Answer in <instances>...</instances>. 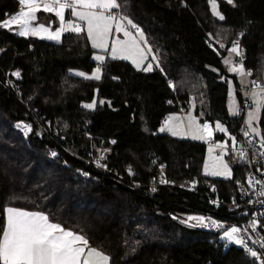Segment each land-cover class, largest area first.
I'll return each instance as SVG.
<instances>
[{
    "label": "trees",
    "instance_id": "obj_1",
    "mask_svg": "<svg viewBox=\"0 0 264 264\" xmlns=\"http://www.w3.org/2000/svg\"><path fill=\"white\" fill-rule=\"evenodd\" d=\"M216 2L222 20L212 15L209 0H117L112 12L143 32L157 64L145 71L107 58L98 81L71 73L97 65L84 30L63 34L57 44L0 28V232L4 210L13 207L43 213L84 237L109 264H251L220 234L187 229L172 218L225 216L207 196L226 203L246 178V166L230 156L232 180L205 178V146L161 131L169 114L193 102L202 122L223 123L237 138L240 108L239 116L228 115L227 82L233 81L241 107L246 80L244 89L228 72L225 59L234 44L242 53L239 65L264 81V0ZM19 7V0H0V22ZM256 91L263 105L261 139H255L264 145V91ZM94 95L95 109L84 108ZM16 122L30 123L32 133L22 135ZM160 173L176 184L197 179L196 193L157 186Z\"/></svg>",
    "mask_w": 264,
    "mask_h": 264
},
{
    "label": "snow or ice",
    "instance_id": "obj_2",
    "mask_svg": "<svg viewBox=\"0 0 264 264\" xmlns=\"http://www.w3.org/2000/svg\"><path fill=\"white\" fill-rule=\"evenodd\" d=\"M209 2L213 8V14L219 16L221 20L224 19V17L216 11V0H209ZM228 2L231 3L232 0H228ZM19 3L21 5V11L13 15L10 20H5L0 26L9 27L11 25H20L21 30L19 31V35H27L29 31H31V34L35 35L41 31H48L43 25H40L38 28L29 29L28 25L36 19L35 13L37 11L54 12L63 22L65 10L70 9L73 16L87 22L88 37L92 40L94 48L105 47L104 35L110 28L108 22L113 20L114 17H105L103 14L93 12H79L76 10L77 6L83 8L118 7L117 0H104V2L101 3H97L96 0H53L52 4H43L42 6L39 0H19ZM53 5H58V7H54ZM128 24L132 27H136L132 24L131 20H128ZM69 28L75 32L81 30L79 26L72 27L69 25ZM64 30L65 29L62 27L55 33H50L49 38L59 39L61 31ZM116 30L124 31L125 36L130 35L120 24H117ZM140 35L142 36V33ZM116 51V48L113 47L114 58ZM230 51L236 55H240L239 47L236 44H234ZM95 59L103 62L104 58L102 56H96ZM144 70H151V65ZM230 71L239 72L242 75L244 74L242 66L233 67ZM76 74L80 76L85 75L84 73ZM15 75L19 76V73H15ZM86 78L99 80L100 68H96L92 75ZM94 103L95 102L86 104L84 107L93 108ZM249 115L251 119L252 114L250 113ZM208 128L209 126L207 124L203 125L205 131H207ZM163 130L162 128L161 131ZM218 130L224 131L223 127L219 125ZM253 131H255V129H253ZM208 134L210 135L211 133L209 132ZM245 135H247V133H245ZM53 155L56 154L53 153ZM224 167L227 169V165ZM220 174L221 173H213V175ZM226 174L231 175V173L227 172ZM4 212L5 224L2 232H0V264H108L109 258L95 249L89 248L85 256L84 253L88 241L84 237L62 228L59 224L51 223L49 218L44 214L39 212H26L13 207H7ZM188 219L203 223L204 218L189 217ZM239 231V228L232 227L224 232V237L229 241H234L236 244H242L243 240L235 235ZM77 245L83 246L78 247ZM251 255L255 257L257 253L252 251Z\"/></svg>",
    "mask_w": 264,
    "mask_h": 264
},
{
    "label": "built area",
    "instance_id": "obj_3",
    "mask_svg": "<svg viewBox=\"0 0 264 264\" xmlns=\"http://www.w3.org/2000/svg\"><path fill=\"white\" fill-rule=\"evenodd\" d=\"M39 3L41 6L43 4H52L53 0H39ZM53 6L58 7V5ZM242 59L239 57V62ZM15 77L18 78L17 75ZM247 79L256 83L249 84L248 88L246 87L247 90L245 89V98L240 107V117L238 118L241 121H237V138L226 149L230 153V157L236 156L238 161H241L246 166L245 182L237 181L235 183L236 196L226 203L219 198L208 197L206 194L210 204L216 208L223 207L225 216L219 218L210 213L195 212L177 216L176 218H182L179 223L176 220L174 221L184 228L203 231L213 235L222 233L228 227H237L240 231L235 235L243 240V243L239 244V247L243 250L247 261L251 262V264H264V145L251 136L244 122L246 111L252 106L248 94L253 89L255 91H264V81L254 80L251 71L248 72ZM6 85L10 88L13 87L12 82L7 79ZM29 131L31 132V129ZM213 142L211 141L210 143ZM86 165L93 166L99 171L108 170L107 165L99 160H87ZM126 171L129 172V170ZM82 175L85 176L86 173L82 172ZM198 185L199 181L197 179H187L176 184L160 173L157 186L175 187L188 193H196ZM207 188L209 194H212V196L216 195L217 191L214 185H209ZM189 217H202L204 218L203 223L197 220H190L188 219ZM172 218L174 219V216ZM252 251L257 253L255 257L251 255Z\"/></svg>",
    "mask_w": 264,
    "mask_h": 264
},
{
    "label": "rangeland",
    "instance_id": "obj_4",
    "mask_svg": "<svg viewBox=\"0 0 264 264\" xmlns=\"http://www.w3.org/2000/svg\"><path fill=\"white\" fill-rule=\"evenodd\" d=\"M224 1L228 2V0H224ZM210 11H211L212 15L214 16V18L221 20L219 18V16L213 14L212 5H210ZM216 11L219 12V14L221 15L217 2H216ZM114 21H117L116 24H119V23L122 24V26L124 24L125 27L124 26L123 27L124 28L127 27L128 29H131V31H133L135 28V27H132L130 24H128V19L126 17H123L122 15H121V18L120 17H114ZM43 26L45 28H47L48 31L47 32L41 31L40 37L38 36V37H33V38H37V39L47 41V42H51V43L60 44L62 41L63 35H60L59 39H50L49 34L55 33L57 30L61 29L62 27L65 30L61 31V33L70 31L67 28L68 24L66 25L64 23L56 24L55 26H53V28H51V26H49L50 28H48L47 25H43ZM141 33H142V36L140 35ZM116 34H117V30H115L113 33L114 43L112 45V49H113V47L117 48V45L120 43V40H122L118 35L116 36ZM132 34H134V35L130 34L128 36H125L123 33L124 37H126L128 39L131 38L132 41L135 42V47H138L139 51L140 50L143 51L142 46L136 40V38H138L139 42L142 43V45L146 51V61L149 60L150 64L154 67L157 64V57H156L154 51L149 46V43H148L145 35L143 34V32L139 28H138V32L136 31ZM136 43H138L139 45ZM221 48H223V47H221ZM230 49L228 51L229 52L228 56L230 57V61H227V59L229 57L227 59H225V61H227L226 64L228 67V72L236 78V80L239 84H242V88H244V89H245L244 84H245V79H246V87L248 88L249 84H254L256 82L249 81L247 79V74H248V72H250L249 70L244 69L243 75L239 72L230 71V69L233 67L242 66V65H239V60H238L239 57L242 58V53H240V55H236L235 53L231 52ZM118 51L119 50H117L116 53H118ZM224 51L227 53V51L225 49H224ZM93 53L94 54L92 57H93L94 62H96L97 65H96V67H94V69L90 73H85L82 71H71V73L73 75H75L79 78H83V79H87L86 77L91 76L92 73L94 72V70L96 68H98L101 63L106 61V59H104L103 62H98V60L95 59L96 56H102L103 58L106 57L104 52L95 51ZM139 60L142 62L145 61L142 57ZM150 64L147 63L146 66L148 67ZM76 73H84L85 75L80 76V75H77ZM101 77H102V70L100 68V79H101ZM88 80L98 81L97 79H88ZM256 81H258V80H256ZM227 83L229 85L228 86V94H227V112H228V115L230 117L231 116L236 117V116H239V108H240L238 98L236 96V90H235L233 81L231 79L228 80ZM247 88H246V90H247ZM248 96L251 99V101L254 103V106H252L249 109V111L246 115V118H245V123L249 128L250 134L256 139H261L260 134H259L258 121H259V117H260L261 109H262V105H263V98H262L263 94L259 91H255V89H253L249 92ZM93 102H95L93 108L84 107V105L92 104ZM96 102H97V98H96V95H94V97L91 101L83 104V107L88 109V110H94L96 107ZM250 113L252 114L251 119H250V115H249ZM200 117H201L200 115H197L195 113V105L193 104V102H190L188 107L185 110H183L181 113H178V114L172 113V114H169L165 118L166 119L165 122H167L168 127H170V130L169 131L167 130L166 132L169 133L174 138L181 139V140L193 141V142H196V143H199V144L205 146V155H204L203 165H202V169H201V175L202 176H204L205 178L215 179V180H232L233 176H232V171H231V167H230L231 165H230L229 160L227 159V156H230V153L226 149H227V147L232 145V143H234V140H235L234 136L228 132L226 126L223 123H220L218 121L202 122L200 120ZM19 123H22V124H19ZM46 124H48V122H46ZM204 124H207L209 126L207 131H205L203 129ZM218 125L223 127L224 131H219ZM15 128L18 129L22 133V135H24V136L32 133L29 131V129H31L30 123L16 122ZM253 129H255V131H253ZM163 131H165V130H163ZM209 132L211 133L210 135L208 134ZM173 133H175V134H173ZM217 134H222L223 139H219V140L215 139V135H217ZM211 141H214V142L210 143ZM232 159L234 161H238V158L236 156H233ZM225 165H227V169H225V167H224ZM226 172L231 173V175H227ZM213 173H221V174L220 175H213ZM79 175L82 176V172H80ZM176 217L177 216H174L173 220H176L179 223L182 218H179V217L176 218ZM232 227L233 226L228 227L222 233H220V235H221L220 241L223 242L226 247L231 246V245L239 246V244H236L234 241H229V240H227V238L224 237V232L227 231L228 229L232 228Z\"/></svg>",
    "mask_w": 264,
    "mask_h": 264
},
{
    "label": "crops",
    "instance_id": "obj_5",
    "mask_svg": "<svg viewBox=\"0 0 264 264\" xmlns=\"http://www.w3.org/2000/svg\"><path fill=\"white\" fill-rule=\"evenodd\" d=\"M96 2L97 3H101V2H104V0H96ZM114 9H116V8H100V7L83 8V7L77 6L76 10L79 11V12H93V13H97V14H103L105 17H107V16L120 17V16L115 15V12H112ZM20 11H21V5H20L18 11H16L15 13H12L11 15H8L5 20H10L13 15L17 14ZM35 16H36V19L34 21L30 22V24L28 25L29 29L38 28L40 25H47L48 28H50L49 26H51V28H53V26H55L56 24L64 23L66 25L68 24L67 28L70 31H67V32H75V31H72L71 28H69V25H71L72 27L79 26V28L81 30H84V32H85V34L87 36L88 42L90 44V47L94 51H102V52L105 53L106 57H104V59L111 58V59H118L120 61L123 60V61H126V62L130 63L135 69H138V70L145 69V68H147V66H146L147 63L150 64L149 60L146 61V51H145L142 43H140L138 38H136L134 36L136 38L137 42L142 46V50L143 51H141V50L139 51L138 50L139 48L135 47V42L132 41L131 38L128 39V38L124 37V35H123L124 31H117L116 36L118 35L122 40H120V43L117 45L116 50H119V51H118V53H115V58H114V53H113V49H112V45L114 43L113 33L116 30V26H117V24H116L117 21H114V19L108 22L110 24V28L108 29L107 33L104 35L105 47H103V48H94L92 40L89 39V37H88L87 22L84 21V20H80L76 16H73L71 14V10L70 9H66L65 10V12H64V21L63 22L60 20L59 17H57L55 15L54 12H46V11L40 10V11H37L35 13ZM4 21L0 22V25H2ZM120 25L122 26V24H120ZM123 26L125 27L124 24H123ZM123 26H122V28L125 31H127L131 35H134V34H132L134 32L131 31V29H128L127 27H126L127 28L126 29ZM0 28L1 29L5 28V30H8L10 33H12L13 35H15L17 37H24V38L32 37L33 38V37H38V36L40 37L41 36L40 35L41 32L33 35V34H31V31H29V33L27 35H23V36L19 35V31L21 30V26L20 25H11L9 27L1 26ZM67 32H64V33L62 32V33H60V35H63L65 33H67ZM138 43H136V44H138ZM124 57H126V58H124ZM141 57L145 60L144 62L139 60ZM98 62H101V61H98ZM152 68H153V66L151 65V69ZM174 114H176V113H174ZM165 121H166V119L164 120V122L162 124V128H164V130L166 132L167 130L168 131L170 130V127H168V123L165 122ZM16 209H19V208H16ZM19 210H23V209H19ZM23 211L36 212V211H27V210H23ZM77 246L80 247V246H83V245H77ZM89 248L90 249H95V248L90 247L89 245H87V247L85 248V253H84L85 256L87 255ZM95 250H97V249H95ZM97 251L102 253L99 250H97ZM102 254L105 255L104 253H102ZM82 259H83V257H82ZM108 264H109V260H108Z\"/></svg>",
    "mask_w": 264,
    "mask_h": 264
}]
</instances>
